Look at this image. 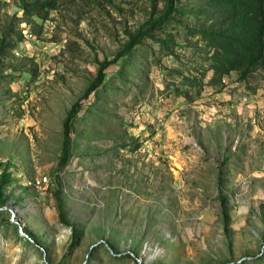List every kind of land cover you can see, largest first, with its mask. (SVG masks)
Returning a JSON list of instances; mask_svg holds the SVG:
<instances>
[{
	"label": "rangeland",
	"instance_id": "374dc122",
	"mask_svg": "<svg viewBox=\"0 0 264 264\" xmlns=\"http://www.w3.org/2000/svg\"><path fill=\"white\" fill-rule=\"evenodd\" d=\"M27 1L0 0V264H264V66L213 83L184 25L156 30L168 48L145 38L82 100L61 165L72 104L163 0H58L45 20Z\"/></svg>",
	"mask_w": 264,
	"mask_h": 264
},
{
	"label": "trees",
	"instance_id": "16d2710c",
	"mask_svg": "<svg viewBox=\"0 0 264 264\" xmlns=\"http://www.w3.org/2000/svg\"><path fill=\"white\" fill-rule=\"evenodd\" d=\"M154 1V0H153ZM58 0H30L21 3L23 13L28 17L47 19L50 12L56 9ZM182 18H185L183 22ZM171 23L182 24L186 28V36L202 43L199 49L212 71L211 82L224 79L236 73L238 79L245 81L255 71L264 66V0H163V8L156 11L155 6L148 19L135 32L127 31V42L112 60L98 62L93 81L88 85L81 98L72 104L63 123V138L59 163L65 164L69 158L70 126L77 116L82 100L99 90L105 83L106 69L118 66V74L126 76V70L133 62V51L149 37L155 39L153 33L165 30ZM157 42L168 48L169 39L156 38ZM10 42L6 46H9ZM121 60V61H120ZM120 63H119V62ZM200 77L183 76V86L189 84L202 88ZM179 92L178 89H176ZM187 92V90H186ZM179 94V93H178ZM11 172L7 168L0 172V207L6 204L4 188L11 184ZM59 219L66 222L60 209ZM72 234L76 236L74 225Z\"/></svg>",
	"mask_w": 264,
	"mask_h": 264
},
{
	"label": "built area",
	"instance_id": "2783aa9c",
	"mask_svg": "<svg viewBox=\"0 0 264 264\" xmlns=\"http://www.w3.org/2000/svg\"><path fill=\"white\" fill-rule=\"evenodd\" d=\"M223 81H224V79H223ZM46 182H47L46 177H43L41 180H37L36 184H37V186L40 187V186L44 185V183L46 184Z\"/></svg>",
	"mask_w": 264,
	"mask_h": 264
},
{
	"label": "water",
	"instance_id": "95a60500",
	"mask_svg": "<svg viewBox=\"0 0 264 264\" xmlns=\"http://www.w3.org/2000/svg\"><path fill=\"white\" fill-rule=\"evenodd\" d=\"M15 210V209H14Z\"/></svg>",
	"mask_w": 264,
	"mask_h": 264
}]
</instances>
